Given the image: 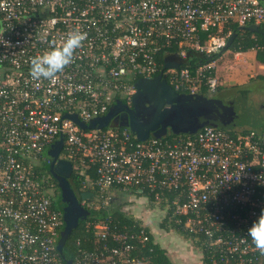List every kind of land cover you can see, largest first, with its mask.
Listing matches in <instances>:
<instances>
[{
    "label": "built area",
    "instance_id": "1",
    "mask_svg": "<svg viewBox=\"0 0 264 264\" xmlns=\"http://www.w3.org/2000/svg\"><path fill=\"white\" fill-rule=\"evenodd\" d=\"M233 25L264 29V0H0V264H155L144 227L105 222L85 225L92 247L62 258L63 214L44 170L60 139L58 159L95 174L82 185L95 190L89 207L106 209L117 194L163 204V218L208 264H264L247 232L264 209V131L204 126L138 141L128 128L81 129L69 118L88 124L117 101L129 106L135 82L160 73L177 92L214 93L215 61L192 70L163 64L220 53ZM74 29L86 38L71 62L53 79H34L31 59ZM253 51L264 54V43Z\"/></svg>",
    "mask_w": 264,
    "mask_h": 264
},
{
    "label": "water",
    "instance_id": "2",
    "mask_svg": "<svg viewBox=\"0 0 264 264\" xmlns=\"http://www.w3.org/2000/svg\"><path fill=\"white\" fill-rule=\"evenodd\" d=\"M261 1L263 2V0ZM240 29L251 33L258 32V27L255 25L243 26L240 27ZM235 38L236 33L233 32L227 39L225 46L221 49L219 54L226 52L232 45ZM181 64V62L175 59H172L170 62L167 60L164 61L163 70L169 68L178 69ZM135 87L136 93L133 97L131 108H128L120 101H117L105 116L95 118L88 124L81 122L77 116H69V118L81 129H101L109 125L113 116L123 111V116L125 118L124 122H120L118 124L122 127L128 128L138 141H146L152 132L158 130L159 128L163 130L168 126L171 128L172 132L176 134H193L202 127L207 126L197 122L196 117H198V113H209L212 108H220L223 115L228 116L229 119L234 121L229 127H219L221 129L230 130L235 127L256 128L258 125L256 111L254 112L250 108V104L253 107L250 99H243L242 101H244V105L233 109L229 102L222 99H211L200 94H188L184 97V95H181L179 92L173 90L167 84L162 73L150 79H138L135 82ZM137 95H146L152 104L154 114L147 124L138 121L133 116ZM215 103L217 104L214 105ZM182 112L190 113V116L185 117L182 115ZM163 134L164 132L162 131H158L156 133L157 137H161ZM62 143L63 141L60 139L48 152L52 158L51 163L48 166V170L57 180L58 187L61 190V202L65 203L62 208L64 226L57 242V250L60 254H62L64 244L73 228L77 226L79 219H84L88 215V211L81 207L68 182V179L71 177L73 171L71 163L58 159ZM91 197L92 195L86 192L80 195L82 200H89ZM67 264H71L70 261H68Z\"/></svg>",
    "mask_w": 264,
    "mask_h": 264
},
{
    "label": "trees",
    "instance_id": "3",
    "mask_svg": "<svg viewBox=\"0 0 264 264\" xmlns=\"http://www.w3.org/2000/svg\"><path fill=\"white\" fill-rule=\"evenodd\" d=\"M231 32L236 33V38L233 41L232 45L230 46V49L235 52H241V53L248 52L250 50H253L256 43L258 44L264 43V29L262 28H259L258 32L256 33H251V32L240 29V26L233 25L231 27ZM220 56L221 54L219 53L208 56V55H203L199 53L188 52L186 53V56L184 59L175 58V57H172V59H175L181 62L182 68L186 67L192 70L197 65L216 61ZM255 59L256 61H258V63H260L261 65H264V54L261 51H255ZM160 62L162 63L163 61L161 60ZM259 78L264 81V75L260 76ZM231 88H234L235 90H240L243 94H246L249 92V88L246 86H234ZM222 89L224 90V87L223 88L217 87L215 93L222 91ZM179 93L187 94L184 91H179ZM206 93H207L206 88H201L196 94L206 96ZM181 135L182 134L164 133L161 137H157L156 134L153 135L152 137L159 138L160 140H165V139H173L174 137H178ZM48 152L47 154H49ZM44 170H45V174L48 175L50 178V183L52 182L54 184L53 187H51V189L53 188L51 193H52V197L54 200L53 202L54 206L59 211H62V206L60 202L61 195L57 196L54 194L55 189H57L58 195H59V192L61 193V190L58 188L57 183L50 177V173L47 167H44ZM94 178H95V174L92 171H87L86 174L81 175L80 172L77 169H75L73 170L71 177L68 179V182H69L70 188L79 197L82 193H85V192L90 193L94 196L95 190L90 188V186H87V188H84V189L82 188L83 183L88 184L89 182L93 181ZM48 186H50L49 183H48ZM123 195L124 194H117L116 197L112 199L110 206L107 207L106 209L105 208L94 209L93 206L87 208L88 215L86 216V218H84L75 228H73L70 235L68 236L64 244L63 250H62V255H61L62 258H68V259L73 258L76 252V249L92 247L91 245L93 241L92 232H91V229H88V231H86L85 225L87 223L93 224L97 222H105L112 229H115L118 231H122L124 229L133 231L139 227H144L149 236L148 247H151L153 249L152 254H151L153 262L155 264H162V263L174 264V263H171V261L168 259L166 253L157 244L153 243L149 230L145 226H143L142 222L134 218L129 213L122 210V207L124 204L121 202V198L123 197ZM149 207L154 208L151 205ZM163 207H164L163 204H161L156 209L162 210ZM162 227L166 228L167 230L173 229L183 238L185 239L188 238V236L184 234V232L182 231L180 225H177L174 222L168 221L167 217L162 218ZM62 230H63V227H61L59 231L58 239H59V236ZM77 241L79 242V244H77ZM202 254H203L201 257L202 264H208V261L204 256V252H202Z\"/></svg>",
    "mask_w": 264,
    "mask_h": 264
},
{
    "label": "rangeland",
    "instance_id": "4",
    "mask_svg": "<svg viewBox=\"0 0 264 264\" xmlns=\"http://www.w3.org/2000/svg\"><path fill=\"white\" fill-rule=\"evenodd\" d=\"M239 53L241 52H235L229 48L215 61V76L217 78L218 87H224V90L222 89V91L216 93L207 92L206 95L208 97L214 95L217 97H223L224 95L226 96L229 93V88L231 87L246 86L249 88L247 98L252 101L253 107L257 108L259 104L264 103V81L259 78L260 76L264 75V68L261 67V64L258 63V61H256V59L254 58V53L252 51L243 54ZM254 129L257 132L264 131V118L259 119L258 125ZM121 202L124 204L123 209L126 210L127 213L136 212V214L140 215L142 219L145 218L147 222L150 220L151 224L154 225L156 230H161V232L159 233H163V231L165 230L167 231L166 228L162 227V220H160L158 216L154 218L150 214H146L148 213V210H151V207L146 206L145 200H143L142 198H136L132 195H124L121 198ZM159 213L163 215V212L161 210ZM170 230L172 232L174 231L173 229ZM172 250L176 251V254L170 256V259L174 261V264L176 262V264H202V259L200 256H198V249H195L194 246L193 249L176 248ZM181 250L184 251V254ZM191 251L192 257H194L193 259L191 258Z\"/></svg>",
    "mask_w": 264,
    "mask_h": 264
},
{
    "label": "flooded vegetation",
    "instance_id": "5",
    "mask_svg": "<svg viewBox=\"0 0 264 264\" xmlns=\"http://www.w3.org/2000/svg\"><path fill=\"white\" fill-rule=\"evenodd\" d=\"M180 94L181 95H184V97L186 95H188V94H182V93H180ZM247 94L248 93L243 94L240 90H235L234 88H230L229 93L226 96H224V97H217L215 95L214 96H211V97H208L207 95L206 96L208 98H211V99H222V100H225L226 102H229V104L231 105V107L234 109L236 107H239V106L242 107L244 105V103H243L244 101H242V100L243 99H248L247 98ZM216 104L217 103H215L214 105H216ZM245 106H246V104H245ZM127 107L128 108H131L132 107V104L129 105V106H127ZM250 108L254 112L256 111V117H257V120L258 121H259L260 118H264V103L259 104L257 108L256 107H252L251 104H250ZM109 111H110V109H109ZM153 114H154V110H153L152 104L148 100L147 96L146 95H141V96H138L137 95L136 101H135V108L133 110V116H134V118H136L138 121H141V122H144V123L147 124V122L150 121V119H151V117H152ZM198 114H199L198 117H196L197 122H200V123H202L204 125H207V126L209 125V126H212V127H215V128H219L221 126H223V128H226V127H229L232 124V122H234L232 119H229L228 116L223 115V112L221 111L220 108H212L209 113L202 112V113H198ZM123 115H124V112L121 111L118 114H116L115 116H113V118L111 119L109 125L119 126L118 123L124 122V119L125 118H124ZM182 115L185 116V117H188V116H190V113L182 112ZM158 131L159 132L162 131V132H164L166 134L173 133L172 130H171V128L168 126L165 129H163V130L161 128H159L158 130H155L154 132L151 133L150 137H152L153 135H155ZM51 178L58 185L57 180L52 175H51ZM52 185H54V184L52 183ZM54 194L57 195V196H60L61 195L60 192H59V195L57 194V189H55V193ZM76 197H77V200H78L79 204L81 205V207L83 209H86L87 210V208L89 207L88 206V203H92V199H89L88 201L85 202V201L81 200V198L78 195H76ZM60 202H61V196H60ZM64 205H65V203L64 202L63 203L61 202L62 208L64 207ZM62 214H63V212H62ZM82 220L83 219H79L77 225ZM63 226H64V221H63Z\"/></svg>",
    "mask_w": 264,
    "mask_h": 264
},
{
    "label": "clouds",
    "instance_id": "6",
    "mask_svg": "<svg viewBox=\"0 0 264 264\" xmlns=\"http://www.w3.org/2000/svg\"><path fill=\"white\" fill-rule=\"evenodd\" d=\"M86 38V34L74 29L67 34L62 46L52 48L42 55L34 56L31 59L30 73L34 79H53L55 75L68 65L73 56V52L81 45ZM253 243L264 249V209L261 214L252 222L247 230Z\"/></svg>",
    "mask_w": 264,
    "mask_h": 264
},
{
    "label": "crops",
    "instance_id": "7",
    "mask_svg": "<svg viewBox=\"0 0 264 264\" xmlns=\"http://www.w3.org/2000/svg\"><path fill=\"white\" fill-rule=\"evenodd\" d=\"M250 51H252L254 53V58H255V51H253V50H250ZM243 53H247V52H243ZM243 53H239V54H243ZM236 128H242V127H236ZM247 128H250V127H247ZM142 199L144 200V198H142ZM122 208H124V205ZM123 211L127 212L124 209H123ZM157 211L160 212V210H156V208H151V210H148V213H146V214H150L154 218H156L158 216L159 219L162 220L163 215ZM128 213L131 214L134 218L140 220L142 222L143 226H145L149 230L153 243L157 244L166 253L169 260H171L170 256H173L174 254H176V251H173L172 249H176V248H178V249H193V246L191 245V243H189V241L187 239H183V237L181 235H180L181 236L180 237L179 234L175 230L173 232L171 230H167V231L165 230V231H163V233H159V232H161V230H156L154 225L151 224L150 220L147 222V220L145 218L142 219V217L140 215L136 214V212H134V213L128 212ZM133 214H136V215H133ZM161 234H162V237H161ZM194 247H195V249H197L196 246H194ZM182 253L184 254V251H182ZM188 253H190V252H188ZM190 254H191V258L193 259L194 257H192V251ZM198 256H200V253ZM171 262L174 263V261H172V260H171Z\"/></svg>",
    "mask_w": 264,
    "mask_h": 264
}]
</instances>
